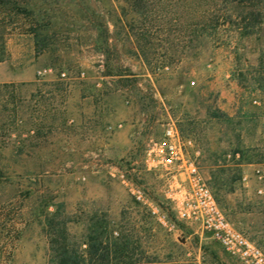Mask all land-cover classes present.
<instances>
[{"label":"rangeland","instance_id":"374dc122","mask_svg":"<svg viewBox=\"0 0 264 264\" xmlns=\"http://www.w3.org/2000/svg\"><path fill=\"white\" fill-rule=\"evenodd\" d=\"M46 1L41 53L23 29L0 32V264H56L62 237L81 251L95 234L121 264H244L179 218L148 169L166 123L264 250V1Z\"/></svg>","mask_w":264,"mask_h":264},{"label":"built area","instance_id":"2783aa9c","mask_svg":"<svg viewBox=\"0 0 264 264\" xmlns=\"http://www.w3.org/2000/svg\"><path fill=\"white\" fill-rule=\"evenodd\" d=\"M38 73L50 74L52 69L44 68ZM60 77H66V73L61 71ZM192 146L191 140L184 138L173 123H166L162 138L152 140L148 146V169L165 179V195L173 211L181 219L199 222L227 253L244 264H264V250L235 226L216 200L196 156L189 152ZM131 192L138 201L148 203L151 214L160 223L168 225V215L149 199L147 202L142 190L132 187Z\"/></svg>","mask_w":264,"mask_h":264},{"label":"trees","instance_id":"16d2710c","mask_svg":"<svg viewBox=\"0 0 264 264\" xmlns=\"http://www.w3.org/2000/svg\"><path fill=\"white\" fill-rule=\"evenodd\" d=\"M261 1L264 0H231L230 2L241 8H245L247 6H258ZM46 2V0H0V32L4 33L3 31H5L8 25H14L19 29H23L33 37L34 48L37 53H41L50 44L47 32L51 28L52 22L49 17L45 18V21H42L40 17L38 18L36 16V9L39 8L41 3ZM141 2L142 0H128L130 5H133V3L140 5ZM205 3L209 5L208 0ZM260 16H262L261 11L256 12L253 9L247 13V16H243L242 19L251 24L257 19L260 21ZM1 48L2 46H0V61L2 59L1 54L3 53ZM58 75H60V72ZM216 200L218 201L217 197ZM221 207L226 210L225 207ZM100 238L101 235L99 234L91 236L90 239L83 242L84 244L86 243L87 248L78 251L69 248L66 239L62 237L61 245L54 247V249L52 248L54 257L57 259L56 264H121L122 262H118L117 260H114V262L110 260L113 249L111 250L107 246L101 248ZM96 255L99 257V260L92 261L91 258Z\"/></svg>","mask_w":264,"mask_h":264}]
</instances>
